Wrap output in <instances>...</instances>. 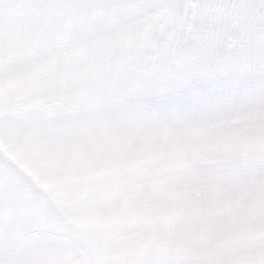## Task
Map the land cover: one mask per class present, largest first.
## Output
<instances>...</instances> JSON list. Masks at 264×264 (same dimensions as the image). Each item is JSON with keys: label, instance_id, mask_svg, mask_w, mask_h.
Masks as SVG:
<instances>
[{"label": "snow or ice", "instance_id": "6c2138e0", "mask_svg": "<svg viewBox=\"0 0 264 264\" xmlns=\"http://www.w3.org/2000/svg\"><path fill=\"white\" fill-rule=\"evenodd\" d=\"M0 264H264V0H0Z\"/></svg>", "mask_w": 264, "mask_h": 264}]
</instances>
